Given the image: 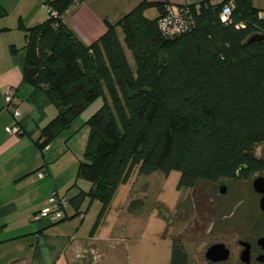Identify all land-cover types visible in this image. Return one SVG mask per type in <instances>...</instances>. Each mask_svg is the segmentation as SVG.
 I'll return each instance as SVG.
<instances>
[{"label":"trees","instance_id":"trees-1","mask_svg":"<svg viewBox=\"0 0 264 264\" xmlns=\"http://www.w3.org/2000/svg\"><path fill=\"white\" fill-rule=\"evenodd\" d=\"M76 1L81 0H46L56 15L48 13L26 29L23 80L41 88L57 109L36 140L40 149L103 96L84 122L87 138L77 169L91 187L65 197L76 215L88 196L100 202L92 233L135 167L140 175H167L176 168L177 187L184 189L199 181L243 179L261 168L254 156L256 145L264 143L261 9L251 0L184 4L176 12L155 3L159 13L150 18L144 10L152 4L140 0L85 45L62 20ZM229 1L231 12L222 21ZM177 14L182 23L172 25L169 18ZM163 21H169L166 28ZM142 206L134 199L128 210ZM170 264H190L179 237L172 238Z\"/></svg>","mask_w":264,"mask_h":264},{"label":"crops","instance_id":"crops-1","mask_svg":"<svg viewBox=\"0 0 264 264\" xmlns=\"http://www.w3.org/2000/svg\"><path fill=\"white\" fill-rule=\"evenodd\" d=\"M45 1L0 0V264H100L103 255L98 238L91 231L93 225L87 230L85 224L93 201H89L86 212L81 210L85 199L80 204L83 216L76 215L74 204L68 203L66 218L60 221L32 219L36 211L52 206L49 198L53 193L69 199L91 187L82 183L77 169L87 137L84 122L100 106L84 115L82 124L71 131L75 119L43 149L36 144L41 129L57 114L44 91L23 80L26 29L47 19ZM148 1L152 5L144 14L150 11L157 16L155 3L176 9L178 5L221 0ZM251 1L256 8L264 9V0ZM139 2L81 0L68 7L62 20L83 44L89 45L105 32L107 23L115 22ZM10 89L19 98L20 132L15 134L6 129L13 124L12 108H5L3 99ZM40 171L45 173L41 178L37 175ZM121 227L113 224L110 243L118 244Z\"/></svg>","mask_w":264,"mask_h":264},{"label":"rangeland","instance_id":"rangeland-1","mask_svg":"<svg viewBox=\"0 0 264 264\" xmlns=\"http://www.w3.org/2000/svg\"><path fill=\"white\" fill-rule=\"evenodd\" d=\"M154 14L146 12L150 18ZM126 55L134 70L135 63L128 50ZM102 102L101 95L90 103L73 122L71 131L82 124L84 115ZM255 152L264 158V143L256 145ZM178 178L179 170L176 168L171 169L167 175L160 171L140 175L135 167L129 178L119 183L93 233L98 238V246L103 255L100 264H170L173 237L182 240L190 264H208L204 257L208 246L216 242L227 244L232 241L227 228L233 221L227 215L235 212L234 218L240 223V213L244 208L241 202L258 201L257 195L251 190L249 179L221 178L217 185L224 184L226 193L220 194L215 185L211 194L207 191L211 186L209 182L199 181L194 188L184 189L177 187ZM81 181L90 183L83 178ZM134 199H141L143 206L129 211V202ZM89 201L88 196L81 210L86 212ZM91 201L94 205L86 215L87 230H90L101 207L98 200ZM114 223L122 225L116 237L118 244L110 243L108 239L113 234Z\"/></svg>","mask_w":264,"mask_h":264},{"label":"flooded vegetation","instance_id":"flooded-vegetation-1","mask_svg":"<svg viewBox=\"0 0 264 264\" xmlns=\"http://www.w3.org/2000/svg\"><path fill=\"white\" fill-rule=\"evenodd\" d=\"M254 156L260 161L261 168L250 172V174L242 180H251V190L257 195L258 201H242L244 203L241 222H237L235 212H230L227 216L233 222L228 225V234L232 241L224 244L223 242H216L224 244V248L227 250V256L222 260H211L206 257V250L204 257L208 264H264V201H260L263 196V192L256 191L253 187V181L257 178H261L264 183V158L255 152ZM219 180L210 183V188L207 190L213 192L215 185L220 194L226 193V186L219 184ZM224 191L221 192V189ZM205 191V193H207ZM209 195V194H208ZM215 202V201H209ZM237 212V215H239ZM238 216V218H239ZM215 244V243H213ZM212 245V244H211Z\"/></svg>","mask_w":264,"mask_h":264},{"label":"built area","instance_id":"built-area-1","mask_svg":"<svg viewBox=\"0 0 264 264\" xmlns=\"http://www.w3.org/2000/svg\"><path fill=\"white\" fill-rule=\"evenodd\" d=\"M78 2V1H76ZM45 7V11L46 13H50L51 15H56V12L54 10H50V8L47 5H44ZM187 8L184 9V13L187 12ZM170 12H176V9H171ZM231 12V6L230 4H226L225 6L222 7L221 12H220V19L222 21L226 20V18L228 17V15ZM261 16H264V9H261ZM170 19V23L172 25H180L182 23V17L180 15L177 14V16H174L173 18H169ZM167 22L169 21H163L162 22V27L166 28L167 27ZM4 106L5 108H9L11 107V114L13 117V124L9 127H7L6 129L10 132V133H19L20 132V125L19 122L17 121L18 116H19V110L17 108V104L19 101V98L16 94V92L14 91V89H10L7 91V93L4 96ZM38 177L41 178L45 175V173L43 171H40L37 173ZM49 202L52 203V206H46L38 211H36L33 216L32 219L33 221H37L40 219H46L49 222H57L61 219H63V217L65 216V207L67 206L68 202L66 200L65 197H59L56 196L55 193H53L51 195V197L49 198ZM81 216H83L81 214Z\"/></svg>","mask_w":264,"mask_h":264},{"label":"water","instance_id":"water-1","mask_svg":"<svg viewBox=\"0 0 264 264\" xmlns=\"http://www.w3.org/2000/svg\"><path fill=\"white\" fill-rule=\"evenodd\" d=\"M256 38L251 37V39ZM253 187L256 191L263 192V196L260 201H264V183L261 178H257L253 181ZM224 191V188L221 189V192ZM227 256V250L224 248V244L215 243L210 245L206 250V257L211 260H222Z\"/></svg>","mask_w":264,"mask_h":264}]
</instances>
